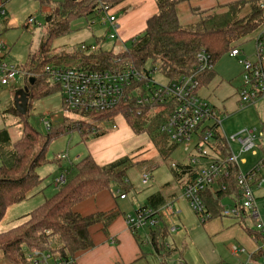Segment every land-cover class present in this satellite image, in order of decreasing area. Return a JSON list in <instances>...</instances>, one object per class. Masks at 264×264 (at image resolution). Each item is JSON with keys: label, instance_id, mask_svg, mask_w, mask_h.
Instances as JSON below:
<instances>
[{"label": "trees", "instance_id": "trees-1", "mask_svg": "<svg viewBox=\"0 0 264 264\" xmlns=\"http://www.w3.org/2000/svg\"><path fill=\"white\" fill-rule=\"evenodd\" d=\"M38 1L41 7H48L53 11L54 20L48 25L46 39L43 40L38 55L28 56L19 69L20 73L34 77L31 78L32 82L29 79L24 86L29 103L53 93H60V87L50 82L44 74L47 65L101 71L131 64L151 78L154 74L160 75L166 82L194 76L199 81L200 89L214 78V65L224 55L240 47L248 36L264 26V0H237L227 3L220 7L225 10L223 14L200 12L193 8L199 18L195 24L187 27L180 25L176 9L179 4L192 0H157V13L146 21L144 31L133 38L130 46L122 52L98 50L86 54L78 47L71 53L51 55L50 42L69 33L71 21L93 15L103 5L113 10L126 0H63L60 3L52 0ZM243 12L245 13L242 16ZM200 52H204L213 62V69L203 74L195 71L196 56ZM29 103L24 115L19 114L15 108L11 109L20 119L19 139L11 141L7 130H0V222L9 207L27 200L41 185L43 179L38 170L48 163L49 146L62 136L77 132L81 143H87L91 138L98 137L96 133L92 137L97 130L94 124L105 123L121 116L134 134H147L162 157L166 158L175 147L171 142L168 146V138L160 132L165 114L151 117L150 106L139 105L136 100L102 113L84 115L72 112L70 114L79 116L80 119L70 121L64 118L61 123L50 124L51 127L45 134L38 133L28 122ZM213 132L209 146L217 159L226 164L227 176L223 174L202 194L211 219L219 217L224 206L222 200L228 198L231 204H237L241 199L240 188L236 182L239 169L230 161V151L224 138L217 131ZM257 146L264 163V142ZM53 162L58 164L60 161L54 157ZM132 166L127 158L100 167L90 155L83 157L73 166V177L67 179L54 195L33 209L25 223L0 233V253L4 261L8 264H30L27 256L31 249L69 260L78 252L92 248L89 228L102 222L107 225L113 215L81 217L73 209L77 204L109 189L111 185L126 193L130 190L126 183V173ZM142 166H145L146 172H152L158 165L149 163ZM175 167L171 166V172L177 180L185 179L184 186L196 179V172L190 166L176 164ZM261 178L263 179L259 176L258 179ZM223 186L225 190H222ZM151 210L157 214L154 209ZM246 220L241 219L242 222ZM249 231L251 238L260 236L252 229ZM165 235L157 226L150 230L151 246L157 255L169 254L164 247Z\"/></svg>", "mask_w": 264, "mask_h": 264}, {"label": "built area", "instance_id": "built-area-1", "mask_svg": "<svg viewBox=\"0 0 264 264\" xmlns=\"http://www.w3.org/2000/svg\"><path fill=\"white\" fill-rule=\"evenodd\" d=\"M7 1V0H3ZM5 16V11L0 8V17ZM102 26H109L112 33L110 39L118 37V26L113 10L103 5L94 14ZM29 19V23H33ZM0 33V85L13 86L20 70L5 62V43L1 40ZM256 59L249 61L242 59L239 47L232 49L228 55L237 59L242 71L240 74L241 84L238 87V97L241 106L254 104L264 96V31L256 38ZM89 46V47H87ZM86 54L95 52V47L90 45L79 46ZM196 73L203 74L213 69V62L204 54L196 56ZM44 74L50 82L60 87L61 105L66 113L92 114L112 111L123 103L137 101V104L149 105L151 117L165 114L160 132L164 134L175 147L181 148L187 158V166L196 172V179L182 188V196L188 202L194 214L201 223L211 220L210 213L205 208L202 194L215 184L220 177L227 176V166L217 159L207 165H200L199 159L204 152L210 150L214 130L224 138L230 151V161L239 169L238 157L244 152L257 148L264 142V131L246 130L235 136L226 138L220 132V122L216 121L215 109L198 95L199 81L196 77H181L175 82L159 84L151 76L138 71L131 64H123L119 68L111 70L93 71L88 69H77L63 66L47 65ZM32 80V79H30ZM213 124L207 125V122ZM48 130L51 125L45 123ZM210 129V130H209ZM214 129V130H213ZM204 131V132H203ZM202 132V134H201ZM243 135V136H242ZM242 136V137H241ZM235 142L240 147L235 154L230 148V143ZM59 161L67 159L66 154L56 155ZM262 160L250 172L243 174L239 169L236 178L237 186L240 188L241 199L237 204L224 205L219 217L240 221L247 219L252 222V230L258 233V238H252L256 249L252 253H246L244 249L233 248L234 254H246V261L239 264H264V220L256 205L253 187L260 188L264 179L259 178V168ZM176 168L175 165H172ZM150 177L143 175L142 183L147 184ZM66 175H61L55 180L56 187L65 184ZM225 190V187H222ZM121 199L125 195L120 196ZM171 209V207H168ZM125 224L131 233H137L141 229L153 230L158 226L157 214L151 209H139L131 215L124 217ZM176 229L172 227L170 233ZM166 251H171V246L164 243ZM258 256V258H256ZM30 264H73V259L64 260L50 253H40L31 249L27 256ZM178 264H184L179 262Z\"/></svg>", "mask_w": 264, "mask_h": 264}, {"label": "rangeland", "instance_id": "rangeland-1", "mask_svg": "<svg viewBox=\"0 0 264 264\" xmlns=\"http://www.w3.org/2000/svg\"><path fill=\"white\" fill-rule=\"evenodd\" d=\"M52 1L54 3H60L63 0ZM134 1L132 0L127 3L126 0L121 4L126 5V10H128L129 4L131 5ZM199 1L202 5L208 4L211 7L212 5H220L236 0H192L190 4L198 6ZM188 7L189 6H187L186 3H181V6L179 7L180 9L178 8V10H180L179 15L181 19L184 13L183 10H188ZM0 8L5 11V16L0 17V33L2 34L1 40L5 43L6 51H8L7 55L5 54L4 60L10 65L15 66L17 69H21L28 56L38 55L41 44L43 40L46 39V30L49 27L48 25L54 20L53 11L49 9L47 12H44L43 7H41L38 0H0ZM140 9H142V7H140ZM121 12L122 10L120 9L113 10L117 19H121L123 17ZM224 12L225 11H223V13ZM244 13L245 12L242 13V16ZM29 19H33V23H29ZM47 19L49 20L48 22ZM69 27V33L55 38L50 42L51 47L49 52L51 55L71 53L81 45L94 46L96 51L101 50L119 53L130 46V41L133 39L131 37H137V35L142 33H140V31L136 33V30H133V35L132 32L125 31V28L122 27L120 28L122 38L116 37L115 39H110L109 35L112 31L109 26H102L93 15L71 21ZM262 30L263 29L260 28L255 33L248 36L243 41L242 45H240L239 49L241 51L242 59L247 58L249 61H255V40L260 35ZM214 67L215 71H218L217 78L209 85L201 87V92L202 95L207 97L210 105L215 109L216 121L221 124L220 132L224 134L227 139H229L242 131L253 129L260 131L264 126V96L258 99L254 104L241 106L238 97V87L241 84L240 74L242 68L238 64L237 59L230 58L229 55L226 54L214 65ZM31 78H34L33 75L24 74V77L19 75L15 80V85L4 87L0 85V130H7L11 141L19 139L21 135V124L18 122L20 119L11 110L15 108L14 96L15 93L20 90L21 86L24 88V86L27 85L28 80ZM153 79L159 84L166 83V80L158 74H154ZM29 104L30 107L28 109L29 113H27V120L40 134H45L47 132L45 127L46 122L53 125L55 123H61L64 118H68L70 121L80 119L79 116L65 112V109L61 105L60 93L58 92L53 93L44 99L34 100ZM213 123L214 121L207 122V125H211ZM94 125L97 130L93 132L92 137L96 136L95 133L98 134V137L103 136L101 138H106L116 134L122 135L129 132V129L121 116L105 123H96ZM78 136L77 132H73L60 137L49 146L47 151L48 163L38 170V174H40V177L43 179L38 190L43 191L40 193H32L25 201L24 205H21V207L16 206L13 209L7 210L0 222V233L6 232L11 228L25 223L28 220V215L20 218L21 214L26 211H32L45 201L42 196L47 195L52 190V183L61 172H68V175L66 174V180L73 177L75 174L73 166L76 164V161L74 160L75 154L78 150L80 153H83L84 149V147L77 144ZM115 139L116 138L113 140ZM113 140L110 141V144L114 142ZM166 144L170 146L169 139ZM129 145L130 144L125 146L127 147ZM176 148L180 153L181 148L179 147H174L172 152ZM230 148L233 153L239 154L238 151L240 147L238 144L231 142ZM66 151L68 160H61L59 162L60 164L53 162V159L57 154H66ZM177 154L174 155V159L177 157ZM261 160V151L257 148L244 152L238 157L239 169L243 174H246ZM170 161L171 158L167 157L165 160H159V163L169 164ZM259 170V173L264 175L263 165L259 168ZM34 192H37V190ZM253 193L258 210L264 220V181L260 188L253 187ZM190 210L192 212V209ZM192 214L195 216L194 212H192ZM196 221L199 225L192 226L189 231L188 228H186V230H182L176 234V248L181 250L185 247L184 251H186L188 247L189 254L190 247H193L194 245V247L190 249L191 256L195 258L199 255L200 251H202L201 253L205 256V259L211 263L216 253L228 254L227 249L233 245H231V243L227 245V243L223 242L220 244L216 242L212 243L209 239L205 240L201 235L202 231L197 229L198 226L202 229V224L200 220L196 219ZM140 231L142 232V229L139 230V232ZM143 231L147 232L148 229ZM190 239H192V242ZM235 243L236 242H234V245L239 246ZM244 255L245 260L243 262H245L247 258L246 254ZM173 258L175 261L174 264H178L179 254H175ZM0 264H8L2 258L1 253ZM153 264L157 263L154 261ZM167 264L173 263L168 262Z\"/></svg>", "mask_w": 264, "mask_h": 264}, {"label": "crops", "instance_id": "crops-1", "mask_svg": "<svg viewBox=\"0 0 264 264\" xmlns=\"http://www.w3.org/2000/svg\"><path fill=\"white\" fill-rule=\"evenodd\" d=\"M130 1L132 0H127V3ZM156 1L157 0H136L131 3V5L129 4L128 10H126L127 6L123 4L114 7L113 10L120 9L123 14L121 19H117L116 17L118 37L122 38L120 34V28L122 27L125 28V31L132 32L133 35V30H136V33L139 31L140 33L143 32L146 21L157 13ZM190 2L186 3L189 7L188 10H183L182 19L179 15L180 10H178L181 4H179L176 9V12L178 10L177 17L179 23L183 27L191 26L198 21L199 17L193 12V8L199 9L200 12L208 11L210 13L221 14L225 10L220 7L227 4L212 5L210 7L208 4L202 5L199 1V5L203 6L200 7L199 5L193 6ZM140 7H142V9H140ZM43 10L47 12L49 8L43 7ZM247 11L248 10H245V12ZM262 29V31H264V26ZM135 37L136 36H133L131 38ZM213 70L215 74L214 78L204 86L209 85L217 78L218 71H215V67ZM21 88L23 87L21 86ZM201 91L202 88L199 89L198 95L209 103L207 97L202 95ZM128 129L129 132L122 135L116 134L106 138H101L103 136L91 138L87 143H81L80 136H78L77 144L84 147V149L83 153H80L78 150L75 154L74 160L76 163L83 157L90 155L94 162L100 167H105L123 158L129 159L133 166L126 173V183L130 186V190L126 193L119 190L117 186L111 185L109 189L99 192L74 207V212L81 217H88L95 214H103L105 216L113 215V217L107 225H104L102 222L89 228L92 248L75 254L73 264H153L154 261L157 264H167L168 262L174 264L175 261L173 257L175 254H179V262L184 264L242 263L245 260V255L234 254L233 248L237 247L244 249L246 253H252L256 249L249 234V230H251L253 226L252 222L249 220L242 222L241 220L236 221L234 219L216 217L206 223H201L202 229L198 226L197 229L202 231L201 235L205 240L209 239L212 243L216 242L220 244L223 242L227 243V245L229 243L233 245L227 249L228 254L216 253L212 259V263L205 259V256L201 253L202 251H200L197 257L193 258L190 249L193 248L194 245L190 247L189 254L188 247L186 251H184L185 247L181 250L176 248V234L182 230H186V228H188L189 231L192 226L199 225L196 221L198 217L196 215L197 218L193 216V211L191 212L188 202L182 196V188L186 183L185 179L182 178L177 180L171 172L172 165H187V158L182 150H180L181 152L179 153L176 148L173 152L171 150L167 156L171 158L170 163L161 164L159 160H165L167 157L164 158L161 156L160 151L152 143L149 136L147 134L136 135L129 127ZM114 138L116 139L113 140ZM111 140L116 143L113 142L110 144ZM128 144L130 145L126 147L125 145ZM204 153V156L199 159L200 165H207L217 161L214 152L207 149ZM175 154H177V157L174 159ZM149 163L157 164L158 166L152 172H146L145 166L143 167L142 164ZM261 165L264 166V163ZM256 166L257 165L251 170ZM63 174L68 175V172H61L58 177ZM143 175H149L150 177L147 184L142 183ZM259 176L264 179V175L261 173ZM55 180L52 183V190L47 195L42 196V198H44L43 200L50 198L61 188L56 187ZM38 188L37 192L34 193L43 191L38 190ZM121 195H125V198L121 199ZM25 201L9 207L7 210L13 209L16 206L21 207V205H24ZM222 204L229 205L231 202L226 198L222 200ZM168 207H171V209ZM139 209H154L157 212V227L166 233L164 236V243L171 246V251H168V255H157L154 252L150 242V230L146 232L143 231L145 229H142V232L138 231L137 233H131L128 229L124 217L126 215H131ZM26 212L22 213L20 218L27 216L31 211ZM172 227L176 229L174 233H170ZM190 240L192 242V239ZM234 242L239 246L234 245Z\"/></svg>", "mask_w": 264, "mask_h": 264}, {"label": "water", "instance_id": "water-1", "mask_svg": "<svg viewBox=\"0 0 264 264\" xmlns=\"http://www.w3.org/2000/svg\"><path fill=\"white\" fill-rule=\"evenodd\" d=\"M48 21L49 20L47 19V22ZM32 81L33 80H30V82ZM14 103H15V110L19 114L24 115L26 111V106L28 104V94L26 88L20 89L15 93Z\"/></svg>", "mask_w": 264, "mask_h": 264}]
</instances>
